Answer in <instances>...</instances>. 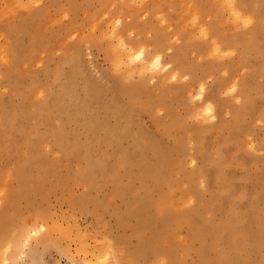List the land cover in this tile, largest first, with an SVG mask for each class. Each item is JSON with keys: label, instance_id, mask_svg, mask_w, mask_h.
I'll return each instance as SVG.
<instances>
[{"label": "rangeland", "instance_id": "obj_1", "mask_svg": "<svg viewBox=\"0 0 264 264\" xmlns=\"http://www.w3.org/2000/svg\"><path fill=\"white\" fill-rule=\"evenodd\" d=\"M113 1L0 14V264H264V1L235 0L248 18L227 28L184 0V33L168 6Z\"/></svg>", "mask_w": 264, "mask_h": 264}, {"label": "bare ground", "instance_id": "obj_2", "mask_svg": "<svg viewBox=\"0 0 264 264\" xmlns=\"http://www.w3.org/2000/svg\"><path fill=\"white\" fill-rule=\"evenodd\" d=\"M36 0H3L2 1V4L4 2V6L0 9V14H2V12H5V11H8L9 9H13V11L16 13V14H20V13H25L26 11H28V7L30 6H33L34 2ZM42 1V0H41ZM45 1V0H44ZM54 1V0H53ZM149 1V0H147ZM155 1L154 0V4L155 5H165V6H168V9L167 12H164L165 13V16L170 20L172 26H173V30L171 31H181L184 33V29L186 28L187 30H194L196 29L197 27H199L200 25V18H201V12L199 10L196 9L197 12H190L192 14L189 13V11L191 10L190 6L184 2L183 6L180 7L181 9L178 10L176 13H175V21L173 22L169 16H171V11H170V7H172V5L174 4L171 0H165V1ZM181 1V0H180ZM178 0V2H180ZM211 1V0H210ZM209 0L207 2H210ZM249 1V0H248ZM252 2L254 0H251ZM248 2V5L252 6V2ZM264 1V0H263ZM51 2V1H50ZM84 2V1H83ZM89 2V1H88ZM114 6L116 8V11H124V12H127V13H132V14H138V11H137V6H135V0H114ZM211 2H213L216 6H219L221 8H225L227 9L230 14H231V17L230 18H227V19H223L221 22L222 23H225L226 24V27L228 28H232L233 26L237 25V24H240L241 22H243L244 20H247V15L244 14L242 12V8L240 9L239 5L236 4V1L235 0H212ZM43 3V2H42ZM85 3V2H84ZM87 3V2H86ZM257 3V2H256ZM38 4V3H37ZM47 4V3H46ZM50 4V3H49ZM243 4V3H242ZM246 4V3H245ZM262 4V2L259 3V5ZM142 5V4H141ZM178 4H175V6L177 7ZM214 5V6H215ZM41 6V5H40ZM204 6V5H203ZM40 8H43L40 7ZM45 8V7H44ZM167 8V7H166ZM175 8V7H174ZM213 8V7H212ZM176 9V8H175ZM178 9V8H177ZM250 9L252 10L253 8L250 7ZM159 10V9H158ZM221 11H223L222 9H220ZM113 11V10H112ZM203 11V10H202ZM207 11V10H206ZM250 11V10H249ZM248 11V12H249ZM114 12V11H113ZM245 12V11H244ZM152 13V12H151ZM6 15H11L12 13L11 12H5ZM109 14V13H108ZM207 13H205L206 15ZM252 14V13H251ZM258 14V13H257ZM203 15V14H202ZM211 15V14H210ZM223 16V13L221 14ZM226 15V14H225ZM163 16V15H162ZM29 17V16H28ZM164 17V16H163ZM173 18V16H172ZM34 20V19H33ZM149 20V19H148ZM196 20H198L196 22ZM168 21V20H167ZM81 22V21H80ZM169 22V23H170ZM196 22L195 25H193V23ZM148 23V22H147ZM190 23L191 25L190 26H187V24ZM131 24V23H130ZM144 24V23H143ZM164 24V23H163ZM168 23H166L167 25ZM170 24V25H171ZM218 24V23H217ZM149 25V24H148ZM96 26V25H95ZM147 26V25H146ZM150 26V25H149ZM152 26V25H151ZM162 26V25H161ZM219 26V25H218ZM145 27V26H144ZM180 27H184L183 29L181 30H178ZM190 27V28H189ZM201 27V25H200ZM241 27V26H240ZM245 27V26H244ZM94 28V27H93ZM206 28V27H205ZM109 29V28H108ZM107 29V30H108ZM117 29V28H116ZM153 30V29H151ZM163 30V29H162ZM207 30V29H206ZM227 30V29H226ZM141 31V30H140ZM167 31V30H166ZM220 31V30H219ZM240 32L243 33L242 30H239ZM245 31V30H244ZM256 31V30H255ZM122 32L124 33V31L122 30ZM170 32V31H169ZM200 32H203V29L200 28ZM234 32V31H233ZM238 32V31H236ZM249 32V31H248ZM92 33V32H90ZM118 33V32H116ZM120 33V32H119ZM118 33V34H119ZM146 33V32H145ZM207 33V32H206ZM228 33H231V32H228ZM246 33V31H245ZM261 33V32H260ZM93 34V33H92ZM117 34V35H118ZM137 34V33H136ZM135 34V35H136ZM165 34V33H164ZM189 34V33H188ZM238 34V33H237ZM130 35V34H129ZM215 35V34H214ZM231 35V34H230ZM236 35V34H235ZM234 35V36H235ZM262 37H264V33H261ZM146 36V35H145ZM150 36V35H149ZM169 36V34H168ZM166 36V37H168ZM139 37V36H138ZM165 37V36H164ZM184 37V36H183ZM223 37V35H222ZM93 38V37H92ZM109 38V36H108ZM124 38V37H123ZM137 38V37H136ZM163 38V37H162ZM196 37H194L195 39ZM202 38V37H201ZM225 38V37H223ZM113 39V38H112ZM158 39V38H157ZM192 39V38H191ZM198 39V38H197ZM196 39V40H197ZM200 39V38H199ZM250 39V38H249ZM247 39L246 41H249L251 43H253L251 40ZM129 40V39H128ZM155 40V39H154ZM236 40V39H235ZM165 41H166V38H165ZM143 42V41H142ZM141 42V43H142ZM205 42V41H204ZM262 42H264V38L262 39ZM104 43V42H103ZM120 44V47L123 48V51L122 53L125 54L126 56H129L130 54H132L134 52V49H133V46L132 45H129V46H124L122 43H119ZM127 44V43H125ZM159 44V43H158ZM194 45V44H193ZM109 46H110V43H109ZM158 46V45H157ZM160 46V44H159ZM165 46V45H164ZM196 46V45H195ZM166 47V46H165ZM209 53L210 54H215V53H219L220 52V49L218 48L217 45L213 44V43H209ZM151 48V47H150ZM149 48V49H150ZM164 48V47H163ZM171 48V47H170ZM197 48V46H196ZM157 49V48H156ZM107 50V49H106ZM103 51V50H102ZM159 50H157L158 52ZM161 51V50H160ZM104 52V51H103ZM106 52V51H105ZM112 52V51H111ZM147 52V51H146ZM163 52V51H162ZM171 52V51H170ZM181 52V51H179ZM107 53V52H106ZM155 53V52H154ZM178 53V52H177ZM114 54H120V50H119V47L115 46L114 47V50L112 52V57ZM145 54V53H144ZM143 54V50H138L137 51V56L140 58V64H139V68H143L144 66V61H145V55L144 56ZM125 55L123 57H125ZM152 55V54H150ZM179 56H181V53L178 54ZM108 56V55H107ZM106 56V58H107ZM105 57V56H104ZM118 58V59H117ZM117 58L113 57V59L116 60V62L119 61V58L120 56L118 55ZM137 59V58H136ZM184 61V60H183ZM153 64L154 65H159V62H160V55L159 54H156V56L153 58L152 60ZM162 64V63H160ZM137 65V64H136ZM136 67V66H135ZM168 67V66H167ZM166 67V68H167ZM129 68V67H128ZM134 68V67H133ZM176 68V67H175ZM158 69V68H157ZM127 70V69H126ZM132 70V69H131ZM165 70V69H164ZM111 71V70H110ZM128 71V70H127ZM130 71V70H129ZM112 72V71H111ZM118 73V72H117ZM161 73V72H160ZM153 74V73H152ZM119 75V74H116V76ZM134 75V74H133ZM155 75V74H154ZM131 77V75H130ZM152 77V76H150ZM155 77V76H154ZM127 78V77H126ZM147 79V78H145ZM232 87H235V84L232 86ZM203 89V87H202ZM246 89V88H245ZM262 91V90H261ZM203 92V91H202ZM195 94V93H194ZM201 98V97H200ZM201 104V103H199ZM198 105V104H197ZM205 112V114H209V116H212V111H211V106L210 104L209 105H206L205 107H203L202 110H198L196 113H195V116L196 117H204L203 116V112ZM207 116V115H205ZM208 118V117H207ZM213 175L210 177L212 178ZM182 195L183 196H186V192L185 190L182 191ZM179 203V200L178 198L173 195L171 193V191H167L166 194H165V197H164V204L166 206V208L168 209H172L175 205H177ZM256 237V234L254 235ZM254 236H252V242L253 243H256L257 241L254 240ZM8 246L6 245L5 248H4V253H7L8 251ZM98 250V248H97ZM111 250L107 248V254L105 256H100V255H96L95 253L91 252V255H92V259H90L89 261V264H114V260L110 258V255H111ZM108 256V257H107ZM14 257H16V255H5L2 259V264H11L12 263V259H14ZM201 262H203L202 258H201ZM115 264H116V261H115ZM118 264V263H117Z\"/></svg>", "mask_w": 264, "mask_h": 264}]
</instances>
